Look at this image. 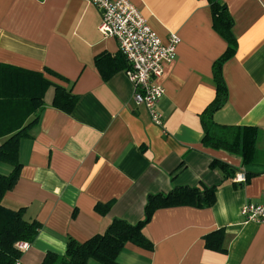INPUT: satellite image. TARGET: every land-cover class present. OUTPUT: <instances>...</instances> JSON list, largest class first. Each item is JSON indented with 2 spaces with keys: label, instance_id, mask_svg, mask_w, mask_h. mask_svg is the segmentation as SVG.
Segmentation results:
<instances>
[{
  "label": "crops",
  "instance_id": "0c3cea01",
  "mask_svg": "<svg viewBox=\"0 0 264 264\" xmlns=\"http://www.w3.org/2000/svg\"><path fill=\"white\" fill-rule=\"evenodd\" d=\"M128 1L164 43L170 34L180 39L159 81L162 126L134 102L126 68L107 80L97 68L100 55L123 57L117 41L100 33L99 9L87 0H0V70L39 73L51 83L39 123L20 143L19 180L3 200L42 225L18 264H42L49 252L62 256L69 237L85 242L115 219L138 223L150 196L212 187V207L156 210L144 229L153 250L127 243L118 263L264 264V223L246 222L241 214L264 193V0H221L233 19L237 51L223 66L229 100L214 120L259 130L249 165L202 143L201 116L216 97L213 65L228 48L214 29L210 3ZM56 87L74 95L71 114L53 107ZM214 162L238 171L225 179ZM10 170L0 163L1 174ZM241 174L244 182L237 180ZM245 175H251L248 182ZM97 204L112 208L101 215ZM220 229L226 253L205 247L204 237Z\"/></svg>",
  "mask_w": 264,
  "mask_h": 264
},
{
  "label": "trees",
  "instance_id": "16d2710c",
  "mask_svg": "<svg viewBox=\"0 0 264 264\" xmlns=\"http://www.w3.org/2000/svg\"><path fill=\"white\" fill-rule=\"evenodd\" d=\"M210 3L214 29L228 42L226 52L213 65V83L216 88L214 101L202 114L204 128L203 145L218 151L227 152L241 159L243 165L252 164L257 153L259 130L255 127H241L219 124L214 120L217 112L228 103V88L223 77V66L237 51V41L232 33L233 19L221 0H207ZM96 66L104 79L127 67L124 57L112 58L103 54L96 58ZM51 86L42 74L8 67L0 70V139H6L0 145V163L8 165L9 174L0 173V264H18L23 251L20 245H31L38 237L42 225L37 221L25 219V208L10 209L4 206L7 192L16 186L22 164L19 161L20 143L31 136L44 109V96ZM76 99L67 90L56 87L53 107L71 114ZM33 117V119H31ZM31 119V120H30ZM225 172V179L233 178L238 170L222 162H214ZM253 175V174H252ZM246 182L251 175H245ZM217 187L200 191L197 188H180L168 195H154L147 200L145 215L136 224L124 220H113L100 234L85 242L73 238L66 241L65 254L59 256L47 253L42 264H119L117 259L127 243L152 251L154 244L144 229L158 209L191 206L209 208L216 202ZM112 204H97L95 210L107 215ZM208 250L226 253V233L223 229L204 237Z\"/></svg>",
  "mask_w": 264,
  "mask_h": 264
},
{
  "label": "built area",
  "instance_id": "2783aa9c",
  "mask_svg": "<svg viewBox=\"0 0 264 264\" xmlns=\"http://www.w3.org/2000/svg\"><path fill=\"white\" fill-rule=\"evenodd\" d=\"M87 1L101 12L100 33L118 43L127 64L125 75L133 87L134 102L148 111L153 124L162 126L163 116L158 106L165 90L159 81L165 66L176 59L180 39L170 34L164 43L128 0ZM237 177L244 182V174ZM241 214L246 222L264 223V193L260 203L245 204ZM28 246L22 244L20 249L23 251Z\"/></svg>",
  "mask_w": 264,
  "mask_h": 264
}]
</instances>
